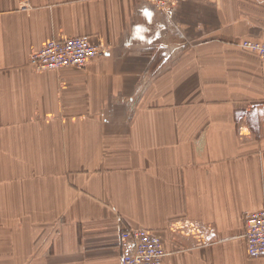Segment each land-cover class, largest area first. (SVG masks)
Returning <instances> with one entry per match:
<instances>
[{
	"label": "crops",
	"instance_id": "0c3cea01",
	"mask_svg": "<svg viewBox=\"0 0 264 264\" xmlns=\"http://www.w3.org/2000/svg\"><path fill=\"white\" fill-rule=\"evenodd\" d=\"M105 53L37 70L50 39ZM264 0H0V264H120L124 230L160 264H264Z\"/></svg>",
	"mask_w": 264,
	"mask_h": 264
},
{
	"label": "built area",
	"instance_id": "2783aa9c",
	"mask_svg": "<svg viewBox=\"0 0 264 264\" xmlns=\"http://www.w3.org/2000/svg\"><path fill=\"white\" fill-rule=\"evenodd\" d=\"M161 11H170L177 0H146ZM239 47L264 60V41L242 39ZM105 53L104 46L82 35L64 39H50L43 47L28 56V64L37 70H58L63 67L83 68ZM121 238L127 240L133 251L121 257L120 264H160L167 250L162 236L146 228L124 230ZM244 238L250 257H264V207L245 216Z\"/></svg>",
	"mask_w": 264,
	"mask_h": 264
}]
</instances>
